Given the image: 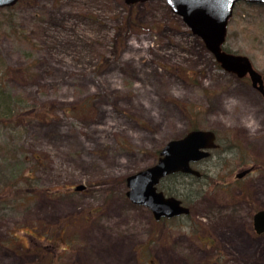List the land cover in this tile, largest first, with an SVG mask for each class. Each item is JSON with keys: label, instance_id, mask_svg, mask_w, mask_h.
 Returning a JSON list of instances; mask_svg holds the SVG:
<instances>
[{"label": "rangeland", "instance_id": "1", "mask_svg": "<svg viewBox=\"0 0 264 264\" xmlns=\"http://www.w3.org/2000/svg\"><path fill=\"white\" fill-rule=\"evenodd\" d=\"M223 49L264 80V6L235 5ZM0 93L12 109L0 117V264H264V233L250 222L264 210V101L164 0L0 9ZM195 129L220 147L200 180L161 183L190 215L157 224L126 198L125 178ZM251 164L260 169L236 180ZM223 184L244 189L237 209ZM194 233L229 254L191 250Z\"/></svg>", "mask_w": 264, "mask_h": 264}, {"label": "water", "instance_id": "2", "mask_svg": "<svg viewBox=\"0 0 264 264\" xmlns=\"http://www.w3.org/2000/svg\"><path fill=\"white\" fill-rule=\"evenodd\" d=\"M131 5L147 0H124ZM170 11L181 18L191 34L200 38L205 48L213 55L215 62L226 73L242 79L247 76L253 88L264 99V82L246 56L224 51L228 21L237 3L264 6V0H164ZM18 0H0V9L14 6ZM215 134L211 130H191L184 136L171 139L158 153L154 165L144 168L125 178V196L130 203L149 209L155 219L187 215L188 209L174 197H165L157 191L160 180L173 175L184 174L200 177L190 168V163L208 157L215 147ZM242 174H239L240 177ZM83 185H76L74 191H83ZM257 234L264 233V210L253 216Z\"/></svg>", "mask_w": 264, "mask_h": 264}, {"label": "flooded vegetation", "instance_id": "3", "mask_svg": "<svg viewBox=\"0 0 264 264\" xmlns=\"http://www.w3.org/2000/svg\"><path fill=\"white\" fill-rule=\"evenodd\" d=\"M247 76H245L244 78H246ZM248 78V77H247ZM249 79V78H248ZM250 81V80H249ZM263 82H264V80H263ZM250 84H251V82H250ZM252 86V85H251ZM253 88V87H252ZM255 89V88H254ZM256 90V89H255ZM257 91V90H256ZM258 92V91H257ZM259 93V92H258ZM260 94V93H259ZM260 96H261V94H260ZM262 97V96H261ZM262 99H263V97H262ZM263 101H264V99H263ZM214 132V131H213ZM214 134H215V140H214V143H215V147L214 148H212V149H210L209 150V155H208V157H206V158H204V159H201V160H199V161H197V162H192V163H190V168L191 169H193V170H196V168H198L201 164H208L207 166H205V168L209 171L210 169H211V167L209 166L210 164L208 163V160L210 159V158H212V157H214L215 156V154H213L214 153V151H216V150H218L219 149V144H218V137H217V135H216V133L214 132ZM222 158V155H218V159H221ZM260 168H258L256 165H254V164H251V165H249L248 166V168H245L244 170H242V171H240V172H238V173H236L235 174V179L236 180H243V179H245V178H247L248 176H250L251 174H253V173H255L257 170H259ZM196 171H198V170H196ZM199 173H200V177H195V176H192V175H188V176H191V177H194L196 180H200L201 178H203V174L200 172V171H198ZM239 174H242L240 177H238V175ZM260 175H262V174H259V176ZM167 178V177H166ZM166 178H164V179H162V180H160V182L158 183V185H157V191L158 192H162L163 193V195L165 196V197H174V196H169V195H166L163 191H161L160 189V185H161V183L166 179ZM213 184H211V186H212ZM220 186V185H219ZM212 187H218V183L217 182H215L214 183V185L212 186ZM235 189V190H238V194L236 195V196H234L233 194H232V189ZM219 191H221L225 196H226V200H227V202H229L230 204H228L227 206H229L230 208H235V209H237L238 208V204H240V202L242 201V199L240 198V196L244 193V189H241V188H239V187H236V186H230L229 184H223V185H221L220 187H219ZM174 198H176V199H178L177 197H174ZM178 200H180L181 201V206H183V207H185V208H187L188 209V214L187 215H180V216H176V217H171V218H166V217H161V218H159V219H155V217L153 216V214H152V212L149 210V209H147L149 212H150V214H151V219L153 220V222H155V223H157V224H159V223H164L165 221H168V220H179V219H184V218H188V216L190 215V209H189V207L187 206V204L186 203H184L183 202V200H181V199H178ZM130 202V201H129ZM132 204V203H131ZM132 205H134V204H132ZM134 206H137V205H134ZM145 208V207H144ZM224 208V206H221V207H219V206H216V209L217 210H220V209H223ZM259 211V210H258ZM235 213H238V210H235L234 211ZM257 212V211H256ZM256 212H254L253 213V215L256 213ZM218 215V216H217ZM222 214L221 213H219V212H216V214H215V216L216 217H220ZM253 215L251 216V219H250V222H251V227H252V231H253V234H255V236H260L261 234H257L256 232H255V230H254V226H253ZM214 220H216L215 218H214ZM196 228V227H195ZM196 231H198V228L196 229ZM195 235H196V237H197V239L199 240V243L198 244H194V243H192L191 241H190V239L189 238H187L186 239V242L188 241L189 242V244H190V246H191V250H196V251H205V249L204 250H200L202 247H204V248H207L208 247V245L210 246V247H208V248H210V251L213 253L214 252V254L215 255H219V254H223V253H226V254H229V250H227L226 248H225V245H223V246H221V248H216V247H214L215 246V242L212 240H207L208 241V244L206 245V244H204L203 242H202V240L204 239L203 237H200V236H198L197 235V233H194ZM263 234V233H262ZM36 241H38V239H35ZM186 249H188V248H186ZM190 250V249H189ZM218 257V256H217ZM218 260H216L215 262H214V264H218ZM220 262H221V260H220ZM222 263V262H221Z\"/></svg>", "mask_w": 264, "mask_h": 264}, {"label": "trees", "instance_id": "4", "mask_svg": "<svg viewBox=\"0 0 264 264\" xmlns=\"http://www.w3.org/2000/svg\"><path fill=\"white\" fill-rule=\"evenodd\" d=\"M8 102H10V100L8 99V96H6V95L3 96L2 93H0V111L2 112V113L0 112V117H1V115L2 116H4V115L7 116V115H9L12 112V109L8 108L9 107ZM19 112H21V111H19ZM20 116H22L21 113H20ZM20 174L18 176H20ZM183 176L184 175H182V174H174V175H171V176H169L167 178L169 179V178H177V177H183ZM23 178L24 177L22 176V181H23ZM28 179L30 180V178H28ZM199 196H200V194H197L196 197H199Z\"/></svg>", "mask_w": 264, "mask_h": 264}]
</instances>
